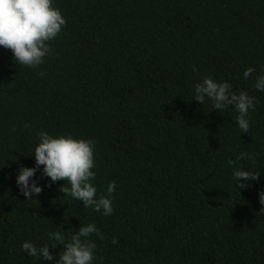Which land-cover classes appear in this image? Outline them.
I'll return each instance as SVG.
<instances>
[{
  "label": "trees",
  "instance_id": "trees-1",
  "mask_svg": "<svg viewBox=\"0 0 264 264\" xmlns=\"http://www.w3.org/2000/svg\"><path fill=\"white\" fill-rule=\"evenodd\" d=\"M67 23L35 68L0 46V264H55L28 256L24 241L51 243L94 223L93 264H264V0H54ZM195 66L196 71H193ZM256 71L247 80L242 72ZM256 98L240 133L231 105L199 104L204 76ZM95 140L97 194L109 182L104 216L63 194L38 169L42 192L26 198L15 177L33 167L38 133ZM258 174L236 189L232 167ZM42 168V166H40ZM50 184V186H45ZM115 239V243H113Z\"/></svg>",
  "mask_w": 264,
  "mask_h": 264
},
{
  "label": "clouds",
  "instance_id": "clouds-1",
  "mask_svg": "<svg viewBox=\"0 0 264 264\" xmlns=\"http://www.w3.org/2000/svg\"><path fill=\"white\" fill-rule=\"evenodd\" d=\"M66 23L60 9L54 6V0H0V46L11 50L17 65L35 68L43 64L44 58L51 54L49 42L61 34ZM193 71H196L195 66ZM255 71V68L247 67L242 77L247 80ZM253 87L257 92H264V69L255 77ZM192 92L193 100L199 104L210 101L212 110L224 111L231 105V109L238 113L235 121L240 133L249 131L250 110H254L257 101L247 91H234L227 81H218L208 75L193 85ZM38 141L32 154L35 166L19 167L15 177L17 188L26 200L38 196L43 190L38 183L39 178L34 179L39 169L41 176L47 177L51 183L67 181L68 186L61 187L60 191L82 202L84 208L91 207L94 212L110 216L113 213L111 197L116 184L109 182L106 194H97V187L92 183L96 176L92 170L95 167V140L74 138L71 134L53 136L40 132ZM245 160L254 161L255 154L241 152L235 160L228 161L233 169L236 189H245L251 181L259 178L258 174L243 166L241 162ZM258 197L260 204L264 205V190L258 192ZM261 212H264V207ZM92 234L103 239L96 225L88 223L80 225L70 238H66L62 230L49 231L47 237L50 244L37 246L34 241H24L21 248L30 257L52 262L55 256L49 249L61 244L63 250L59 252L55 264H93L97 245L90 238ZM112 242L115 243V239Z\"/></svg>",
  "mask_w": 264,
  "mask_h": 264
}]
</instances>
